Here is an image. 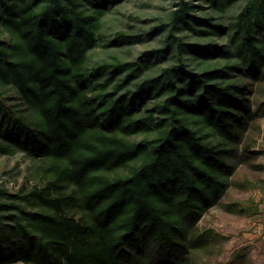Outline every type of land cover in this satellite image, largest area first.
Returning <instances> with one entry per match:
<instances>
[{"label": "trees", "instance_id": "1", "mask_svg": "<svg viewBox=\"0 0 264 264\" xmlns=\"http://www.w3.org/2000/svg\"><path fill=\"white\" fill-rule=\"evenodd\" d=\"M117 1L0 0V153H25L38 179L16 193L0 185V264H198L223 237L196 226L264 115V0H180L158 26L164 45L148 51L172 52L156 75L149 55L92 63L96 47L132 37L105 38L102 16ZM239 1L227 27L223 11ZM183 24L229 44L187 41ZM243 263L236 251L200 264Z\"/></svg>", "mask_w": 264, "mask_h": 264}, {"label": "rangeland", "instance_id": "2", "mask_svg": "<svg viewBox=\"0 0 264 264\" xmlns=\"http://www.w3.org/2000/svg\"><path fill=\"white\" fill-rule=\"evenodd\" d=\"M179 1L119 0L108 4L110 8L105 10L102 16V29L106 40L114 41L117 32H124L132 37L124 44L113 42L108 46L96 47L91 52L92 63H98L103 59L113 60L117 57L133 61L140 56L146 58L149 50L162 47L167 32L165 30L168 27L160 30L158 26L160 24L166 26L171 12L178 7ZM205 6L210 7L206 4ZM239 10L240 1L234 5L233 3L227 5L223 11V24L225 23L228 27L236 18ZM204 12L205 8L197 7L195 13L203 15ZM182 26L183 30L178 34H185L187 41L229 44L228 35L223 31L217 35L203 34L200 36L187 25ZM150 59L151 67L146 72L155 75L163 66L174 61L171 50L164 53L160 51L159 54L154 53ZM246 80L248 83L251 82L250 97L253 98L255 84L252 83L253 79ZM134 88L132 81L129 89ZM1 89L12 95L11 100L17 108H26L19 97L18 90L9 86L1 87ZM152 101L150 100V105ZM250 126L244 141L236 147V153L231 158L236 165L231 186L221 203L211 208L197 223V231L211 228L223 236L215 243L216 245L210 244V247L200 249L202 258L199 257L198 264L204 260L225 263L235 257L236 251L244 255L243 264H264V115L258 116L254 123L253 121L250 123ZM135 138L139 139L141 136ZM248 144L251 150H260L261 154L243 157L241 152ZM33 169L34 161L25 153L15 155L0 153V185L13 193L19 190L24 178L38 180L32 178ZM200 259H202L201 262ZM11 264L27 263L18 261Z\"/></svg>", "mask_w": 264, "mask_h": 264}]
</instances>
